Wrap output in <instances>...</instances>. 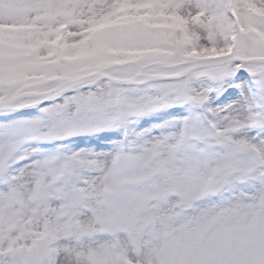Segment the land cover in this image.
Instances as JSON below:
<instances>
[{"label": "snow or ice", "instance_id": "snow-or-ice-1", "mask_svg": "<svg viewBox=\"0 0 264 264\" xmlns=\"http://www.w3.org/2000/svg\"><path fill=\"white\" fill-rule=\"evenodd\" d=\"M0 264H264V0H0Z\"/></svg>", "mask_w": 264, "mask_h": 264}]
</instances>
